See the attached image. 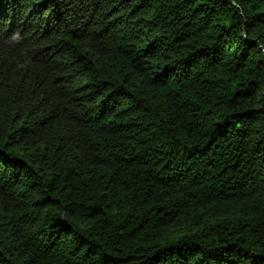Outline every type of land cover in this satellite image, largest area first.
I'll return each instance as SVG.
<instances>
[{
	"label": "trees",
	"instance_id": "1",
	"mask_svg": "<svg viewBox=\"0 0 264 264\" xmlns=\"http://www.w3.org/2000/svg\"><path fill=\"white\" fill-rule=\"evenodd\" d=\"M0 264H264V0H0Z\"/></svg>",
	"mask_w": 264,
	"mask_h": 264
}]
</instances>
